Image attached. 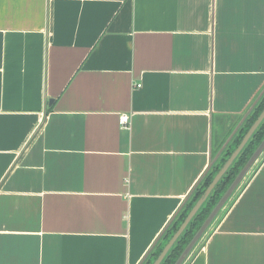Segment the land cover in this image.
Here are the masks:
<instances>
[{
	"label": "crops",
	"instance_id": "crops-1",
	"mask_svg": "<svg viewBox=\"0 0 264 264\" xmlns=\"http://www.w3.org/2000/svg\"><path fill=\"white\" fill-rule=\"evenodd\" d=\"M263 91L264 0H0V264H141ZM247 174L185 264H264Z\"/></svg>",
	"mask_w": 264,
	"mask_h": 264
},
{
	"label": "trees",
	"instance_id": "trees-1",
	"mask_svg": "<svg viewBox=\"0 0 264 264\" xmlns=\"http://www.w3.org/2000/svg\"><path fill=\"white\" fill-rule=\"evenodd\" d=\"M264 108V91L261 93L257 101L254 103L242 123L239 125L235 133L231 136L230 140L226 143V145L222 149V154L219 155L211 167L208 169L206 174L202 177V179L198 182L197 186L194 188L192 193L189 195L187 200L184 202L180 210L174 216V218L170 221L164 232L162 233L159 240L155 243L154 247L150 250V252L146 255L145 259L141 264H152L158 254L161 252L162 248L166 244V242L171 238L173 233L177 230L179 225L182 223L189 210L195 204L197 199L203 194L205 188L211 182L214 175L218 172L221 166L224 164L229 155L233 152L236 146L241 141L242 137L251 126V124L255 121L259 113ZM264 138V118L253 132L247 143L244 145L238 156L229 166L225 174L221 177L218 183L215 185L207 199L201 205L199 210L193 216V218L188 223L187 227L178 237L176 242L167 252L166 256L163 258L160 264H173L184 247L190 241L192 236L195 234L197 229L200 227L204 219L207 217L209 212L212 210L214 205L217 203L219 198L228 188L234 177L237 175L239 170L248 160L252 152L259 145L261 140ZM219 213V212H218ZM218 216V214H217ZM217 216L215 219H217ZM214 219V220H215ZM213 220V221H214ZM159 241H162L159 243Z\"/></svg>",
	"mask_w": 264,
	"mask_h": 264
},
{
	"label": "water",
	"instance_id": "water-1",
	"mask_svg": "<svg viewBox=\"0 0 264 264\" xmlns=\"http://www.w3.org/2000/svg\"><path fill=\"white\" fill-rule=\"evenodd\" d=\"M52 100H50L51 102ZM264 118V108L259 113L255 121L251 124V126L248 128L244 136L242 137L239 144L236 146V148L233 150V152L229 155V157L226 159L224 164L221 166V168L218 170V172L214 175L211 182L208 184V186L205 188L203 194L197 199L195 204L192 206V208L189 210L188 214L182 221V223L179 225L177 230L173 233L171 238L166 242L164 247L162 248L161 252L158 254V256L155 258V260L152 262V264H160L163 258L166 256L167 252L170 250V248L173 246V244L176 242L178 237L181 235V233L184 231V229L187 227L190 220L193 218V216L196 214V212L199 210L201 205L204 203V201L207 199L215 185L218 183V181L221 179V177L225 174L229 166L232 164V162L235 160V158L238 156L244 145L247 143L253 132L256 130V128L259 126L261 121ZM235 132V130H234ZM233 132V133H234ZM232 133V135H233ZM231 135V136H232ZM230 136V138H231ZM225 142V144L229 141V139ZM264 151V138L261 140L259 145L256 147V149L252 152L248 160L245 162V164L242 166V168L239 170L237 175L234 177L228 188L225 190V192L222 194V196L219 198L217 203L214 205L212 210L209 212L207 217L204 219L200 227L197 229L195 234L192 236L190 241L187 243V245L184 247L178 258L173 264H182L185 259L190 254L193 247L196 245L198 240L202 237L204 232L207 230V228L210 226L212 221L215 219L218 212L223 208L225 203L228 201L230 196L233 194L235 189L238 187V185L243 180L244 176L247 174L249 169L253 166V164L256 162V160L259 158V156ZM217 156H215L214 160ZM186 200H184L185 202ZM183 205V204H182ZM182 207V206H181ZM180 207V208H181ZM179 211V210H178ZM177 212L175 213V215ZM174 215V216H175Z\"/></svg>",
	"mask_w": 264,
	"mask_h": 264
},
{
	"label": "rangeland",
	"instance_id": "rangeland-1",
	"mask_svg": "<svg viewBox=\"0 0 264 264\" xmlns=\"http://www.w3.org/2000/svg\"><path fill=\"white\" fill-rule=\"evenodd\" d=\"M222 149H223V148H222ZM221 154H222V150L218 151V152L216 153V156L218 157V156L221 155ZM263 154H264V152H262V154L260 155L259 159H258V160L256 161V163L252 166V168H256V167H257V165H258L259 162H260V158H261V156H263ZM217 157H216V158H217ZM252 170H253V169H252ZM251 172H252V171H250L248 174L250 175ZM248 174L244 177V179L241 181V183H240V184L238 185V187L235 189V191L233 192V194L230 196V198L228 199V201L225 203V206L219 211V213H218V216H219V217L223 214L225 208L228 207V205H229V203L231 202V200H233V199L235 198V196L239 193V191H240V189L242 188L244 182L246 181V179H247L248 176H249ZM218 216H217V218H219ZM214 222H215V221H214ZM214 222H213V223H214ZM210 227H211V226H209V227L207 228V230L204 232V234L202 235V237L198 240V242H200L199 245H201V243L204 241L203 239L206 238L207 233L211 230ZM161 242H162V241H159V243H161ZM198 242H197V244H198ZM187 260H188V258L185 259V261H184L182 264H185Z\"/></svg>",
	"mask_w": 264,
	"mask_h": 264
},
{
	"label": "built area",
	"instance_id": "built-area-1",
	"mask_svg": "<svg viewBox=\"0 0 264 264\" xmlns=\"http://www.w3.org/2000/svg\"><path fill=\"white\" fill-rule=\"evenodd\" d=\"M128 120H129V118H128V115L127 114H122L120 116V118H119V122H120L121 125L127 124L128 123Z\"/></svg>",
	"mask_w": 264,
	"mask_h": 264
}]
</instances>
